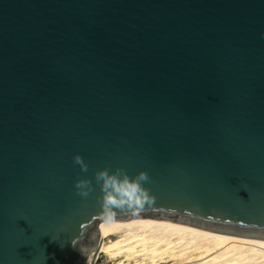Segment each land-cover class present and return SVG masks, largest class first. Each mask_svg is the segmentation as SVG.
Wrapping results in <instances>:
<instances>
[{"label": "water", "instance_id": "obj_1", "mask_svg": "<svg viewBox=\"0 0 264 264\" xmlns=\"http://www.w3.org/2000/svg\"><path fill=\"white\" fill-rule=\"evenodd\" d=\"M104 168L152 198L105 209ZM144 217L264 241V0H0V264Z\"/></svg>", "mask_w": 264, "mask_h": 264}, {"label": "bare ground", "instance_id": "obj_2", "mask_svg": "<svg viewBox=\"0 0 264 264\" xmlns=\"http://www.w3.org/2000/svg\"><path fill=\"white\" fill-rule=\"evenodd\" d=\"M96 228L101 239L97 255L103 257V264H264L263 240L215 233L170 219L104 220Z\"/></svg>", "mask_w": 264, "mask_h": 264}, {"label": "clouds", "instance_id": "obj_3", "mask_svg": "<svg viewBox=\"0 0 264 264\" xmlns=\"http://www.w3.org/2000/svg\"><path fill=\"white\" fill-rule=\"evenodd\" d=\"M75 164L80 166L81 171H88V164L84 158L76 154L73 157ZM150 179L146 171H140L135 177L130 178L126 171L117 168L115 171H109L107 168L98 170L95 173L96 183L100 185L103 193L102 203L105 209L108 206H116L118 204L140 203L141 195L147 200L152 198V194L143 184ZM77 194L81 197H88L93 191V185L90 179L80 178L75 182ZM119 196L121 199H117Z\"/></svg>", "mask_w": 264, "mask_h": 264}, {"label": "rangeland", "instance_id": "obj_4", "mask_svg": "<svg viewBox=\"0 0 264 264\" xmlns=\"http://www.w3.org/2000/svg\"><path fill=\"white\" fill-rule=\"evenodd\" d=\"M103 257L100 255V257H98L97 263L96 264H103Z\"/></svg>", "mask_w": 264, "mask_h": 264}, {"label": "built area", "instance_id": "obj_5", "mask_svg": "<svg viewBox=\"0 0 264 264\" xmlns=\"http://www.w3.org/2000/svg\"><path fill=\"white\" fill-rule=\"evenodd\" d=\"M97 260H98V259H97ZM97 260H96V263H97ZM96 263H95V264H96Z\"/></svg>", "mask_w": 264, "mask_h": 264}]
</instances>
